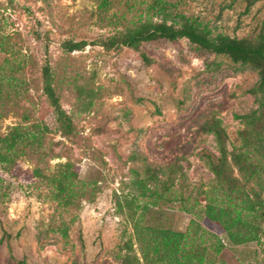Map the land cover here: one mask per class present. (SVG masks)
<instances>
[{
    "label": "rangeland",
    "instance_id": "1",
    "mask_svg": "<svg viewBox=\"0 0 264 264\" xmlns=\"http://www.w3.org/2000/svg\"><path fill=\"white\" fill-rule=\"evenodd\" d=\"M125 1L102 11L99 0H0V139L16 125L42 136L0 161V264H145L142 243L189 226L193 241L210 248L202 264H264L263 217L259 239L233 244L202 211L211 195L230 204L219 186L211 194L210 161L221 145L208 124L225 131V171L239 177L231 153L242 146L240 116L258 107V70L185 38L63 51L64 40L105 38L137 19ZM164 1L171 15L185 14L211 36L264 33V0L248 8L247 0ZM46 62L72 120L67 136L42 90ZM1 153L11 154L0 144ZM64 165L77 191L66 205L53 199L49 181ZM148 177H157L145 183L159 194L141 190Z\"/></svg>",
    "mask_w": 264,
    "mask_h": 264
},
{
    "label": "trees",
    "instance_id": "2",
    "mask_svg": "<svg viewBox=\"0 0 264 264\" xmlns=\"http://www.w3.org/2000/svg\"><path fill=\"white\" fill-rule=\"evenodd\" d=\"M99 1V9L107 11L111 0ZM254 1L247 0L246 7L251 6ZM125 2L129 10L139 12L137 19L129 21L124 24L123 28L116 29V32L105 38L95 39L94 41L85 39L78 41L64 40L61 42L63 51L82 50L90 44L100 45L106 49L126 46L138 50L144 42L159 39L174 41L185 38L202 50L226 55L235 63L249 64L258 70L259 80L252 89L258 107L250 113L240 116L245 125L242 131V146L239 150L231 153V160L238 168L239 177H228L225 171L224 165L227 157L224 144L225 131L216 122L208 124L221 145V157L218 161L213 159L210 161L217 180L211 188V194L218 192L217 186H219V189L222 190L221 196H224L230 204L224 206L211 195L202 211L205 217L218 224L225 231L227 239L233 244H242L259 239L262 229L259 226L257 217L264 218V204L259 200V194L264 192V164L254 160L252 150L258 152V155L255 156L259 160L264 159V33H261L257 39L231 37L221 33L211 36L208 28L185 14L171 15L167 11L168 7L164 0H126ZM154 17H157V19H154ZM108 21L113 24V21ZM144 58L147 60L146 57ZM41 74L42 90L54 111L59 130L64 136L70 135L73 130L72 120L60 103V98L54 86V74L48 62L42 66ZM41 138V133L29 132L22 125L14 126L8 134L0 139V144L11 152L10 155L1 153L0 156L3 157H0V161L13 158L16 154V148L39 145ZM66 165L69 166V164ZM34 175L40 177L41 171L35 168ZM72 176L71 170L66 166L65 169H61L59 173L49 178L50 182H55L57 185L56 190L53 192V199L59 200L63 205L69 204V198L77 192L72 187L74 183L70 181V178H73ZM155 179L157 177H148L147 180H142L139 183L141 190L143 192L148 190V194L151 196L159 194V191L147 186V183H145V181ZM250 183L251 185H249ZM254 185L259 188L257 190L252 189L255 187ZM182 209L192 212L184 205H182ZM192 222L191 220V224ZM189 229L190 226L186 232L164 231L161 237L154 238V245L150 242H146L144 245L142 243L141 252L145 264H202L206 255L210 254V248L202 243H195L193 241L195 240V233ZM190 235L192 236L190 237ZM152 239L153 237L150 240L152 241ZM222 246L221 243H218L215 250L219 251Z\"/></svg>",
    "mask_w": 264,
    "mask_h": 264
}]
</instances>
